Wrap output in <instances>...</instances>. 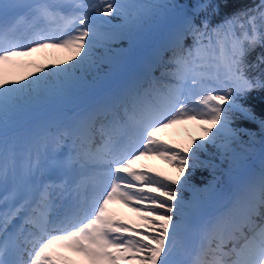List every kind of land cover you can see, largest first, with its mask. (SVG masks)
<instances>
[{"label":"snow or ice","instance_id":"obj_1","mask_svg":"<svg viewBox=\"0 0 264 264\" xmlns=\"http://www.w3.org/2000/svg\"><path fill=\"white\" fill-rule=\"evenodd\" d=\"M238 2L0 0V264H264V159L247 166L257 133L241 123L257 125L264 145V0L226 11ZM169 10L165 41L137 73L37 124L17 153L18 121L85 88L114 45ZM46 50L67 56L25 59ZM18 68L28 70L11 78ZM187 122L202 135L159 138ZM147 156L176 174L137 168ZM198 170L211 176L202 186ZM114 202L142 223L117 219Z\"/></svg>","mask_w":264,"mask_h":264},{"label":"trees","instance_id":"obj_2","mask_svg":"<svg viewBox=\"0 0 264 264\" xmlns=\"http://www.w3.org/2000/svg\"><path fill=\"white\" fill-rule=\"evenodd\" d=\"M165 3L171 4H184L187 0H164ZM251 0H239L238 3L233 4L228 9L227 12H232L240 7H244L247 4H250ZM172 13V14H168ZM176 19V14L169 10L168 12L164 13L163 15L157 17L154 21L150 22L148 26H146L144 32L139 36H136L130 40H124L122 43L126 46V53H131L132 55L136 53H140L144 48H152V53L154 49L158 48L159 39H162V44L166 39L165 31L169 29L170 24ZM215 22V21H214ZM161 44V45H162ZM103 51V50H100ZM259 51V49H257ZM112 55V54H111ZM255 53L249 59H253ZM114 64L112 60L108 63H103L98 71L93 70L90 72L86 77V87L73 93L69 97L49 102L46 105L41 106L39 111L30 114L27 117L22 118L18 121L16 125V129H24V134L26 133V128L34 129L37 124L44 125L48 124L49 126H54L56 121H59L62 117L67 116L68 110L73 106H79L83 103L93 100L96 97L97 88L99 84L107 79L108 73L110 72V68ZM156 75H159L157 71ZM253 99L249 100V104H251L256 111L257 115L261 114L262 107H261V95L259 93L253 94ZM49 118H51L49 120ZM243 127L249 128L253 132L257 133L256 136V143L252 146V151L247 153V160L246 164L252 162V169L258 170L261 165V159H255V155L259 149H261L264 145L260 143V134L257 125L248 123V122H241ZM247 140V137L244 138ZM203 156V154H201ZM261 157H264V149L262 151ZM226 167V166H225ZM219 175V174H218ZM194 183L197 185H203L211 176L206 171H197L196 175L192 178ZM229 180L227 175H221V178L217 185V190L221 193H225L228 189ZM188 192L185 193V199L189 198ZM221 202H217V205Z\"/></svg>","mask_w":264,"mask_h":264},{"label":"rangeland","instance_id":"obj_3","mask_svg":"<svg viewBox=\"0 0 264 264\" xmlns=\"http://www.w3.org/2000/svg\"><path fill=\"white\" fill-rule=\"evenodd\" d=\"M89 2L96 3L97 0H89ZM168 14H172V13H168ZM112 22L114 24L120 23L119 19H113ZM167 31H168V29L166 30V32ZM161 44H162V39H159V45H161ZM113 47L121 50L119 52H113L112 53V56H113L112 61H114L115 63H117L121 66V71L127 70V68L129 66H131V63L133 60H137L140 62V58H143V57L136 58L135 55H132L131 53H128V52L126 53V48H124V45H122V44H117V45H114ZM146 54H148V53H146ZM66 56H67V53H65L63 51L53 52L52 50H46L43 53H36V54H33L32 57L25 58V59H31V60H34L37 62H52V61H55L57 59L65 58ZM145 59H147V58H145ZM131 68H132V66H131ZM27 70L28 69H26V68H18L15 70L16 74H14L11 78H13V79L19 78V73H21L23 71H27ZM114 76H115V74L110 76V80H112L114 78ZM71 113H72L71 116H73L74 110H73V112L71 111ZM50 119L51 118H49V120ZM161 133L163 135L159 136L160 139L166 140L170 144H177V145L186 144L191 137L202 135V133L199 131V126L195 122H187L184 124H178L172 128L164 130ZM148 158L155 161V162L157 161L156 169H154L153 167H151L150 165H148L145 162V159H148ZM136 167L137 168L144 167L146 169H151L154 172H160V173L165 174V175H167V174L175 175L176 174L175 169L170 164H168L166 161H164L158 157H154V156L141 157V159H140V161H138ZM189 196H190V194H189ZM121 205L125 206L119 202H114L110 205L111 210L115 214L117 219L122 220V221H124L130 225L142 223V221L139 220L138 214L136 212L132 211L131 208L126 207L127 209L124 210V212H122V208H120Z\"/></svg>","mask_w":264,"mask_h":264},{"label":"bare ground","instance_id":"obj_4","mask_svg":"<svg viewBox=\"0 0 264 264\" xmlns=\"http://www.w3.org/2000/svg\"><path fill=\"white\" fill-rule=\"evenodd\" d=\"M145 162L148 164V165H150L151 167H153L154 169H156V167H157V161L155 162V161H153V160H151V159H145ZM111 205V204H110ZM110 205H109V208H110V210H111V207H110ZM120 208H122V212H124V210H126L127 208L125 207V206H120ZM112 211V210H111Z\"/></svg>","mask_w":264,"mask_h":264}]
</instances>
